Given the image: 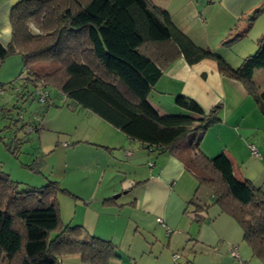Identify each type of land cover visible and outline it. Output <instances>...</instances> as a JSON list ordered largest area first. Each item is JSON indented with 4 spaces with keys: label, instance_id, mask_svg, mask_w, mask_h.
I'll use <instances>...</instances> for the list:
<instances>
[{
    "label": "trees",
    "instance_id": "trees-1",
    "mask_svg": "<svg viewBox=\"0 0 264 264\" xmlns=\"http://www.w3.org/2000/svg\"><path fill=\"white\" fill-rule=\"evenodd\" d=\"M263 11L264 2L242 19L244 26L229 41L244 37ZM9 23L12 38L8 46L0 42V62L22 57L19 78L25 75L27 82L16 92L21 99L39 102L34 91L50 86L45 102H39L44 111L56 90L71 111L91 112L144 150L180 161L197 180L185 214L200 224L217 206L239 225L253 258L264 264V191L237 178L224 152L209 157L201 149L203 135L220 121L218 107L207 112L179 95L182 112L165 114L149 98L176 59L190 66L213 60L223 76L245 85L264 115V91L253 79L256 70H264V34L255 54L233 68L197 46L151 0H19L10 8ZM59 192L67 191L53 181L20 191L0 169V264H61L71 256L85 264H112L119 258L112 242L85 235L80 225H62ZM104 204L117 205L113 198Z\"/></svg>",
    "mask_w": 264,
    "mask_h": 264
},
{
    "label": "crops",
    "instance_id": "crops-1",
    "mask_svg": "<svg viewBox=\"0 0 264 264\" xmlns=\"http://www.w3.org/2000/svg\"><path fill=\"white\" fill-rule=\"evenodd\" d=\"M10 2L4 1L0 6V17H3L0 21V42L4 46H8L12 38L9 16L8 20H4L6 14L10 13ZM151 2L167 10L174 23L197 46L217 53L233 68L240 67L246 57L255 54L258 41L264 34L263 11L244 37L229 41L244 26L242 19L264 0ZM168 4L174 5L175 11L171 12ZM262 71L259 69L253 74L261 92L264 90L259 87L257 76H264ZM179 95L195 100L207 112L218 107L220 121L203 135L201 149L209 157L224 152L230 158L237 178L250 180L255 187L264 191V115L245 85L223 76L213 60L190 66L183 58H178L157 81L149 98L160 112L174 114L182 112L176 104ZM84 112L89 118L92 132L88 129L80 136L73 133L70 142H64L62 147L57 146L59 150L56 151L62 149L69 156L71 168L74 160L82 159H86L85 162L89 164L95 163V168L104 165L92 179L87 196L79 190L83 186L68 188L84 198L80 200L81 205H77L84 209L82 218L75 225L82 226L85 235H95L114 244L119 258L113 260L112 264H169L175 261L173 249L182 247H186V264H262L253 258L239 225L222 214L217 206L208 210L207 219L200 224L185 214L186 203L194 195L197 180L180 161L169 154L144 150L108 123L109 127L101 128L105 121L91 112ZM32 122L39 127L34 130L35 126H32L30 132L47 130L43 127L45 120L41 117L35 116ZM71 143L79 144L68 147ZM251 145L257 147L258 156L252 155ZM50 152L54 153L55 150ZM104 159L106 164L102 163ZM105 178L106 187L101 191ZM100 192L101 196L97 200ZM113 195H120L119 201H116V206L107 208L104 201ZM102 216H105L103 220ZM108 220L110 222L106 223ZM116 229L120 231L118 234H115ZM139 231L144 232L150 241L145 243L143 250L136 249L131 254V249H119L122 244L129 243L130 247ZM156 232L168 236L169 252L150 256L146 260L143 254L138 253L143 251L145 254V250L158 240L153 235ZM234 248L237 249L239 260L230 255ZM124 253L132 257L131 261L134 262L125 258ZM161 258L165 260L160 263ZM61 264L85 263L79 256H71L63 258Z\"/></svg>",
    "mask_w": 264,
    "mask_h": 264
},
{
    "label": "rangeland",
    "instance_id": "rangeland-1",
    "mask_svg": "<svg viewBox=\"0 0 264 264\" xmlns=\"http://www.w3.org/2000/svg\"><path fill=\"white\" fill-rule=\"evenodd\" d=\"M4 1L8 0H0V6H2ZM18 1L11 0V6ZM169 9L171 12L172 10L175 11V6L171 4ZM8 16L6 14L4 20H8ZM2 18L0 17V21ZM22 69L23 60L20 55L11 56L4 62H0V169L5 174H8L14 182L18 183L20 191L32 187L41 188L48 184L49 181L58 182L60 187L67 191L59 192L56 195L61 223L62 225L77 224V221L82 218V209H84L77 207V205L84 198L73 193L68 187L79 188L83 186L79 190H81L82 195L87 196L92 179L99 172L100 167H104V165L100 164L97 165L99 167L95 168V163L89 164L85 162L86 159H82L74 160V166L72 165L71 168L69 156L62 152V149L57 152L56 150L59 149L56 148L62 147L64 142H70L69 139L73 133L76 136H80L84 132H88V129L89 132H92L89 118H87L84 111H71L67 104L63 103L62 98L56 97V90L52 91L53 95L55 94L53 96V104L48 108L47 112L42 108L43 104H39L37 100H32L28 96L24 100L21 99L16 91L19 90L20 92V90H23L24 83L27 82L23 78L25 75L19 78ZM262 73L264 74V71ZM257 83L264 90V76L258 75ZM27 86L29 85L27 84ZM33 89L31 86L29 87L31 93ZM38 114L45 120L43 127L47 130L30 132L29 124L35 126L32 120ZM22 119L24 122H22ZM102 123L103 126L101 128L109 127L106 122ZM26 124L28 125L25 126ZM51 150H55V152L52 153L50 152ZM102 163L106 164V159ZM106 178L102 184L101 191L106 187ZM101 193L97 195V200L100 198ZM107 208L110 207L107 206ZM104 217L102 216V220ZM108 222L110 220L106 223ZM118 232H120L119 229H116L115 234H118ZM153 235L158 240H153L154 243L152 242V246L145 250V254L142 253L143 251L138 253L143 254L146 260H149L150 256L156 257L157 255H162L165 251L169 252L167 246L168 236H162L160 232H156ZM146 237L147 235L144 232L139 231L130 247L129 243L128 245L122 244L119 249L124 251L131 249V254L136 249L143 250V246H146L145 243L150 242ZM184 248L186 247L173 249L172 256L175 255V261L172 263L170 261L169 264H186V251ZM177 255L179 258H176ZM123 256L130 261L133 259L127 253H124ZM164 260L165 258H161L159 262L161 263ZM258 261L261 262L260 260Z\"/></svg>",
    "mask_w": 264,
    "mask_h": 264
},
{
    "label": "built area",
    "instance_id": "built-area-1",
    "mask_svg": "<svg viewBox=\"0 0 264 264\" xmlns=\"http://www.w3.org/2000/svg\"><path fill=\"white\" fill-rule=\"evenodd\" d=\"M50 89H51L50 86L46 89H41V90L36 89L34 91V95L39 100V102L43 103V102H45L46 98L49 96L48 92L50 91ZM16 92H19V90H17ZM249 148H250L252 155H254V156L259 155L258 149L255 145H251V146H249ZM158 221L161 222V219H159ZM230 255L234 259H237V260L240 259L239 254L237 252V249H235V248L231 250ZM176 258H179V256L177 255Z\"/></svg>",
    "mask_w": 264,
    "mask_h": 264
},
{
    "label": "water",
    "instance_id": "water-1",
    "mask_svg": "<svg viewBox=\"0 0 264 264\" xmlns=\"http://www.w3.org/2000/svg\"><path fill=\"white\" fill-rule=\"evenodd\" d=\"M119 197H120V195H117V196L114 197V199H118Z\"/></svg>",
    "mask_w": 264,
    "mask_h": 264
}]
</instances>
